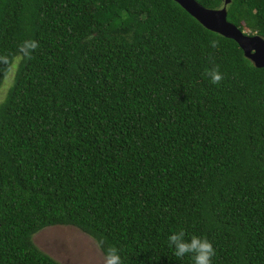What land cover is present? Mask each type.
<instances>
[{
	"label": "trees",
	"instance_id": "trees-1",
	"mask_svg": "<svg viewBox=\"0 0 264 264\" xmlns=\"http://www.w3.org/2000/svg\"><path fill=\"white\" fill-rule=\"evenodd\" d=\"M195 1L264 40V0ZM0 57V264H60L33 242L55 226L123 264H192L180 229L264 264V68L233 40L173 0H0Z\"/></svg>",
	"mask_w": 264,
	"mask_h": 264
},
{
	"label": "clouds",
	"instance_id": "clouds-1",
	"mask_svg": "<svg viewBox=\"0 0 264 264\" xmlns=\"http://www.w3.org/2000/svg\"><path fill=\"white\" fill-rule=\"evenodd\" d=\"M247 34V33H246ZM211 48H218L217 40H210ZM39 47L35 40H24L17 47L16 58L29 60ZM0 62H7V57H0ZM204 75L213 85H219L224 75L221 73L219 65L205 70ZM105 241L100 239L96 242V248L103 250L99 264H123L119 250L116 247L104 249ZM167 246L172 249L173 255L178 259L189 257L192 264H212L213 257L216 255L212 243L206 238L197 235L188 236L185 230L180 229L170 234L167 238Z\"/></svg>",
	"mask_w": 264,
	"mask_h": 264
},
{
	"label": "rangeland",
	"instance_id": "rangeland-1",
	"mask_svg": "<svg viewBox=\"0 0 264 264\" xmlns=\"http://www.w3.org/2000/svg\"><path fill=\"white\" fill-rule=\"evenodd\" d=\"M244 32L249 33L247 30ZM12 74L0 89V101L11 83ZM33 242L60 264H99L102 256L93 239L71 226L43 229L33 237Z\"/></svg>",
	"mask_w": 264,
	"mask_h": 264
},
{
	"label": "water",
	"instance_id": "water-1",
	"mask_svg": "<svg viewBox=\"0 0 264 264\" xmlns=\"http://www.w3.org/2000/svg\"><path fill=\"white\" fill-rule=\"evenodd\" d=\"M208 31L233 40L256 68H264V40L258 35L245 34L227 21L226 8L207 9L195 0H173ZM230 0H224V5Z\"/></svg>",
	"mask_w": 264,
	"mask_h": 264
}]
</instances>
